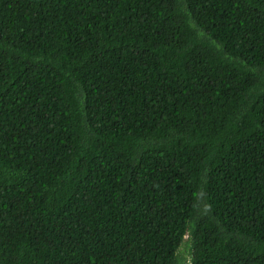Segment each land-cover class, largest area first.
<instances>
[{
    "label": "trees",
    "instance_id": "obj_1",
    "mask_svg": "<svg viewBox=\"0 0 264 264\" xmlns=\"http://www.w3.org/2000/svg\"><path fill=\"white\" fill-rule=\"evenodd\" d=\"M0 264H264V0H0Z\"/></svg>",
    "mask_w": 264,
    "mask_h": 264
}]
</instances>
